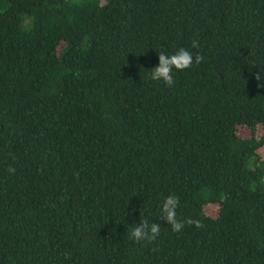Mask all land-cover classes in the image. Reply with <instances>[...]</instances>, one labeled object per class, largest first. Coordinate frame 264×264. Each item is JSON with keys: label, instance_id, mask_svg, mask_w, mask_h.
I'll use <instances>...</instances> for the list:
<instances>
[{"label": "trees", "instance_id": "1", "mask_svg": "<svg viewBox=\"0 0 264 264\" xmlns=\"http://www.w3.org/2000/svg\"><path fill=\"white\" fill-rule=\"evenodd\" d=\"M0 264H264V0H0Z\"/></svg>", "mask_w": 264, "mask_h": 264}, {"label": "clouds", "instance_id": "2", "mask_svg": "<svg viewBox=\"0 0 264 264\" xmlns=\"http://www.w3.org/2000/svg\"><path fill=\"white\" fill-rule=\"evenodd\" d=\"M199 42L193 41L192 48H198ZM204 57L196 54L193 57L191 51L186 48L178 49L174 54L168 55L159 51V64L150 71V79L153 81H162L167 87L171 88L175 84L173 70L184 71L192 67L193 63L200 64ZM260 79V76H257ZM9 172L14 173L15 169L9 167ZM180 205V199L176 195H170L162 205L163 221L171 225L174 232L179 233L185 225L202 228L204 225L199 220L192 218L180 219L177 217V209ZM161 234V225L159 223H149L145 218H140L139 223L132 228L129 233L130 238L136 243L146 242L154 243Z\"/></svg>", "mask_w": 264, "mask_h": 264}]
</instances>
